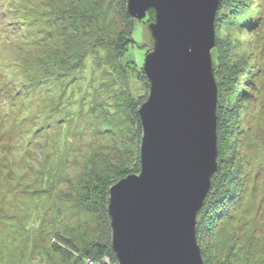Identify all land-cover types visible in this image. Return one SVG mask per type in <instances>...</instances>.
Returning a JSON list of instances; mask_svg holds the SVG:
<instances>
[{
  "label": "rangeland",
  "instance_id": "rangeland-1",
  "mask_svg": "<svg viewBox=\"0 0 264 264\" xmlns=\"http://www.w3.org/2000/svg\"><path fill=\"white\" fill-rule=\"evenodd\" d=\"M123 1L0 0V264H94L80 253L101 239L104 189L140 170L155 13L127 43ZM220 3L224 158L198 241L209 264H264V0ZM127 49L140 73L114 65Z\"/></svg>",
  "mask_w": 264,
  "mask_h": 264
},
{
  "label": "water",
  "instance_id": "water-1",
  "mask_svg": "<svg viewBox=\"0 0 264 264\" xmlns=\"http://www.w3.org/2000/svg\"><path fill=\"white\" fill-rule=\"evenodd\" d=\"M220 2L128 0L131 18L154 11L155 22L143 66L150 91L138 111L140 171L109 192L118 264H205L197 225L219 168L212 53Z\"/></svg>",
  "mask_w": 264,
  "mask_h": 264
},
{
  "label": "trees",
  "instance_id": "trees-1",
  "mask_svg": "<svg viewBox=\"0 0 264 264\" xmlns=\"http://www.w3.org/2000/svg\"><path fill=\"white\" fill-rule=\"evenodd\" d=\"M127 3H128V0H124L123 1V5L121 6V12H120L121 13V21L123 23V28H124L123 29L122 38H123V41L125 39L127 41V43L129 42V43L134 45L133 32H134V26H135L137 21H135L133 18H131L129 16L128 11H127ZM220 6H221V3H220ZM149 13H154V11H151ZM253 15L254 14L252 13L251 16L253 17ZM148 17H149V15H148ZM219 23H220V19H219V16L217 15L216 24H215L216 25V43H217V40H218V34H217L218 32H217V30H218V27L220 26ZM254 32L256 33V30L252 31V33H254ZM123 41H119L118 43L121 44V43H123ZM128 51H129V49H127L125 53L122 52V54L118 52L117 56L113 59L114 65L118 69H120V71H122V68L126 69V65L128 64L127 67L134 68L138 73H140V71H142L143 68L141 70L136 65L134 59L127 55ZM214 74H215L216 81H217V84H218V87H219L218 88V91H219L218 109H220V107H221L220 95H222L224 93V91H223V88H221L220 84H219L220 80H221V76H219L215 70H214ZM142 82H145L144 85L147 88H149V90H148V92H149L150 91V84H149V81L147 80V78L144 77ZM142 85H143V83L141 84V86ZM144 85H143V87H141V89H138L137 92H135V94H138V99L140 98V95L144 91L143 90L144 89ZM145 102L146 101H144L141 105H143ZM136 108H137V106L135 107V109ZM139 109L137 110V114H138ZM138 117H139V115H138ZM139 119H140V117H139ZM218 122H219V120H218ZM219 130H220V127H219V124H218V127H217L218 135H219ZM218 150H219L218 163H219V168L221 169L224 156H223V152L220 149L219 140H218ZM219 168H218V172H219ZM130 170H131V172L134 171L132 168ZM136 171L137 172L134 171L135 173H127L128 172L127 170L124 171V172L122 170L121 173H120V176L121 175L122 176H121V178L119 180L116 181V183L118 181L124 179V178H127L130 175L138 174L140 170L138 169ZM218 172L213 177V183H212L211 191L209 193V196L207 197V200L205 202V205H204L203 209L200 212V214H203V215H205L207 217L208 221H211V220H213L216 217L215 214L211 215V211L212 210L210 211V208H212V205H214V204H219V202H218L219 198L217 196L212 195L213 194V190L212 189H214V191L218 190V187H217V184H216L218 181L215 180V178L218 175ZM214 185H215V188H214ZM108 188H109V186L106 187L104 190H105V193L107 192V194L109 195V189ZM104 211L105 212L103 213L102 220H101V231H102V234H101V237H100L101 239L98 240L97 242L93 243L90 247H88V249H85L84 252L80 253L82 259H84L85 261H92V263H94V264H101L103 262V260H105L107 258H110L111 260H113L114 263H116V261H117L116 256H115V254L112 251V230H111V227H110V217L108 215V200H106V204L104 205ZM200 214H199V216H200ZM200 223L201 222L198 221L197 236H198V233H199ZM198 239H199V237H198ZM198 243H199V241H198ZM201 252H202V250H201ZM203 254L204 253H202V257H203V260H204L205 264H209V262H208L209 260H208L207 256H204Z\"/></svg>",
  "mask_w": 264,
  "mask_h": 264
}]
</instances>
